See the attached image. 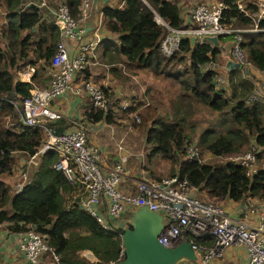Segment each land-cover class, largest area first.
Returning <instances> with one entry per match:
<instances>
[{"label": "trees", "instance_id": "trees-1", "mask_svg": "<svg viewBox=\"0 0 264 264\" xmlns=\"http://www.w3.org/2000/svg\"><path fill=\"white\" fill-rule=\"evenodd\" d=\"M27 1L34 0H0L4 11L0 17V175L10 174L13 154L21 153L27 158L43 139L40 129L19 123L17 111L9 102L17 95L20 98L29 95L31 82L39 72L48 69L58 40L57 27L42 20L38 8L30 2L26 4ZM79 2L65 0L72 17L78 13ZM222 2L225 7L220 22L223 25L247 28L252 24L248 16L237 10L234 0ZM253 7L250 6L252 11ZM184 9L186 13L182 12ZM184 9L174 0H119L116 6H102L103 27L116 35L117 45L105 44L101 60L112 65L111 72L116 71L115 64L122 63L136 70H147L151 75L162 74L176 82L179 93L169 105L171 119L168 116L152 118L144 132V142L150 148L148 156L158 155L169 162V175L184 178L190 186L204 189L209 197L233 201L244 197L264 199V167L247 175L245 166L239 163L209 164L181 158L185 142L192 139L196 140L197 148L212 156L240 154L250 144L257 147L256 159L264 156V100L253 94L250 66L245 67L248 74L242 69H227L226 80L216 86L215 69L208 70L205 66L216 62L221 53L219 47L208 43L190 46L184 37L176 52L170 56L160 53L159 44L166 31L155 22L154 16L165 20L170 27L183 28L186 6ZM259 25L264 23L259 22ZM240 47L247 61L264 79V32L240 33ZM38 61L40 66L34 68ZM171 63L180 67L172 70ZM25 66L33 67L30 82L15 80L14 72ZM82 76L88 78L87 73ZM99 87L105 97L112 95L108 88ZM193 104L209 112L205 125L197 122L198 112ZM140 105V102L130 103L122 112L131 114ZM5 116L11 118L13 130L3 125ZM81 117L92 123L101 119L106 123L114 121L110 109L104 114L89 102ZM49 126L54 133H60L66 130L67 124L58 118ZM54 159L53 151L37 159L27 172L29 183L17 193L14 186L11 191L6 182L0 180V226L14 233L32 228L45 234L46 243L60 264H110L118 260L120 238L100 226L79 205H65L72 187L60 170L50 166ZM186 237L194 243H211L207 235ZM85 250L94 261L81 255ZM50 260L48 258L47 262Z\"/></svg>", "mask_w": 264, "mask_h": 264}, {"label": "built area", "instance_id": "built-area-1", "mask_svg": "<svg viewBox=\"0 0 264 264\" xmlns=\"http://www.w3.org/2000/svg\"><path fill=\"white\" fill-rule=\"evenodd\" d=\"M28 2L30 1L26 4ZM30 3L38 8L42 19L57 27L58 40L49 59L46 84L42 87L32 86L29 95L24 98L17 95L15 99L9 100L17 111L19 123L40 129L43 136L41 143L25 159V166L30 168L45 152L53 151L55 159L50 166L60 170L72 187L65 199V205H79L100 226L112 231L119 238L118 228H123L124 224L118 223H125V216L136 206L145 205L149 210L159 213L163 228L158 235V242L165 247H174L181 240H187L194 250V260H183L178 264H209L211 259L220 257L233 244L245 247L247 264H264V214L252 225L244 219L233 220L220 204L201 200L196 194V188L176 174L152 179L140 170L138 177L132 176L130 160L134 157L140 161V155L133 154L121 143L114 144V150L109 153L93 145L88 140L87 121L82 117L73 123L71 130L53 132L49 124L61 115L50 101L64 92L77 95L85 93L88 102L104 114L112 106V101L104 96L100 85L89 79V71L87 79L82 76L87 65L96 64L95 47L99 41L96 33L89 42H82L81 37L82 23L90 18L91 0H80L75 17L69 14L65 0H34ZM234 4L239 12L251 19L252 24L249 27L230 28L223 25L220 22L221 12L225 7L222 0H203L186 6L187 14L184 16L188 19L184 20L183 28L170 27L165 20L155 15V22L166 31L159 44L160 53L170 56L178 50L179 41L184 37L192 36L194 43H208L213 46L204 39L205 36H216L218 45L220 40L230 36V40L225 42L228 44L221 46L226 58L238 62L241 69L251 67L240 47V33L264 32V25H259V22L264 23V0H234ZM250 6L255 9L252 11ZM97 26L100 27V24ZM97 26L94 32H97ZM27 68L33 71L31 66ZM205 68L215 69L213 82L216 86L226 80L223 73L217 71L216 64L209 62ZM222 68L226 71L228 69L224 64ZM127 107L122 104L117 108L125 111ZM134 118L137 122L136 115ZM94 123L102 127L105 121L101 119ZM256 152L257 147L250 144L244 152L230 155V161L244 165L246 174L251 175L255 171L253 164ZM181 158L201 161L196 140L185 142ZM20 177L21 180L14 184V193L29 183L27 170L22 171ZM186 235H207L211 243H194ZM16 244L23 258L30 263L39 264L42 260L44 264H60L58 257L47 245L45 234L32 228L17 232ZM121 256L120 241L117 259ZM48 258L51 260L47 262Z\"/></svg>", "mask_w": 264, "mask_h": 264}, {"label": "rangeland", "instance_id": "rangeland-1", "mask_svg": "<svg viewBox=\"0 0 264 264\" xmlns=\"http://www.w3.org/2000/svg\"><path fill=\"white\" fill-rule=\"evenodd\" d=\"M177 1L178 5L184 9L185 6L192 4L194 2L203 1V0H174ZM205 1V0H204ZM207 1V0H206ZM218 1V0H214ZM185 10V9H184ZM183 10V11H184ZM4 14L3 8L0 7V17ZM2 18L0 19V22ZM230 40V36L226 37L224 40H220L219 49L221 50L220 55L216 57V62L214 64L217 65V71L221 72V68L224 63V58L226 57L225 52L221 49L225 47L227 44L225 42ZM226 44V45H225ZM224 45V46H223ZM99 57L96 56V64L90 63L85 68V75L89 71V79L97 84L93 78L92 71L96 70V73H100L104 75V77L109 74L111 84V88L114 90L111 91L109 99L112 101V106L109 109L113 115V123H104L105 126L103 130H98V127H92L94 130L99 132L96 136L98 140H89L93 145L103 148L104 151L109 153V151L114 150L116 143H121L123 146L128 148L133 154L140 155V161H136L134 157H132L130 166H134L136 170L143 171L149 178L159 179L161 177H165L169 175L170 164L166 160H163L158 157V155H150L149 153V145L144 142V132L145 128H147L150 124L152 118L160 117V116H168V119H171L170 108L169 105L173 101V96L179 93L178 86L176 82L170 78H166L162 74L151 75L148 73L149 71L136 70L134 67H130L124 65L122 63L115 64V72H110L108 67L99 64ZM186 63V62H185ZM41 62L38 61L36 64L40 66ZM179 68L180 65H174L171 63L170 67ZM98 67L102 69L99 70ZM35 68V66H34ZM24 69V67H23ZM23 69H20L19 72H22ZM48 70V69H47ZM225 76V74L223 73ZM48 79L47 71L44 73H38V77L34 79L31 83L35 86L45 85ZM257 86L259 85L257 81ZM105 87L104 85H100ZM116 91V92H115ZM264 100V98H263ZM140 102V107L137 110L133 111L134 113L126 114L116 108L125 104L127 106L130 103ZM147 103V104H145ZM114 104V106H113ZM193 108L197 110L196 120L200 126L205 125V120L209 116L207 110L203 108L197 107V105L193 104ZM84 110V109H83ZM78 115V113L76 114ZM75 115V116H76ZM134 115L137 116L138 121H135ZM170 115V116H169ZM3 125L12 128L11 118L5 116L3 118ZM106 128V131H104ZM101 131V132H100ZM105 135V136H104ZM109 138L110 140H105ZM100 139V140H99ZM199 158L201 162L209 163V164H219L221 162L230 161V155L223 156H212L205 150H200L197 148ZM239 154V153H236ZM13 165L10 174H1L0 180H4L6 184L12 191V187L14 184L21 180L20 173L24 170L30 171L24 164L25 157L23 154H13ZM254 169H258L259 167H264V156L261 159H255V163L253 164ZM132 179H135L134 177ZM198 197L207 202L218 203L216 198L214 197H204L198 194ZM122 221L118 223V225H123ZM81 255L84 257H90V253L85 250L81 252ZM47 259V258H46ZM46 264V263H45Z\"/></svg>", "mask_w": 264, "mask_h": 264}, {"label": "crops", "instance_id": "crops-1", "mask_svg": "<svg viewBox=\"0 0 264 264\" xmlns=\"http://www.w3.org/2000/svg\"><path fill=\"white\" fill-rule=\"evenodd\" d=\"M118 1L119 0H91L90 18L86 19L82 23L83 25V34L81 36L82 42H89L96 33L99 41L95 47V50L97 52V56L99 57L98 58L99 64L108 67V69H110L112 65L104 63V61L101 60L103 56L104 45L105 44L117 45V40H116V35L114 33H110L106 31L105 28L103 27V23L102 21H100L102 20L100 9L104 5L116 6ZM184 11L182 12L184 13ZM182 16L184 20L188 19L187 17L184 16V14ZM98 24H100V27L97 26ZM96 26L98 27V29L97 32H94ZM224 62H225V58H224ZM249 68H250L249 76L251 75L250 78L254 80L253 94L255 96H260L264 98V90H262L259 87V85L257 86L256 84L257 81L258 83L259 81L264 82V79L262 78V73L259 70L254 69L252 66ZM98 69L101 70L102 68L98 67ZM46 71L48 74V70L46 68L41 73H44ZM220 71L224 74L226 72V70H224L223 68H221ZM32 74L33 71H30L29 68L25 66L22 72L15 71L13 77L15 80L30 82V78ZM92 75L94 80L100 83V85H104L106 88H108L109 91L113 90L111 88V84L109 83L110 80H108L110 79L109 74H107L104 77V75H101L100 73H96V70L94 69V71H92ZM42 86L43 85L37 87H42ZM50 103L60 113L61 116L59 118L64 119L65 123L67 124V126L65 127L66 128L65 131H67L73 128L74 122H77V120L81 119V114L83 109L86 107V104L88 103V98L85 93L77 95L67 91L64 92L62 95L53 98L50 101ZM77 113L78 115H76ZM95 124L96 123L92 124L91 122L88 121L86 122V125L88 126V140H98L96 139V136L99 132H97V130H94L92 128V127H98ZM105 126H109V125H105ZM105 126L102 125V127H98L99 128L98 130H103ZM104 131H106V128ZM105 140H110V139L106 138ZM101 149L103 150V148ZM131 168H132V173H131L132 176L138 177L140 170H136L134 166H132ZM197 193L200 194L201 196L208 197L204 189H196V194ZM216 201L226 210V212L228 213L231 219L233 220L244 219L245 221H247L248 224L251 225L256 223L257 219H259V216L261 214H264V199H254V198L252 199L250 197H244L240 201H233L225 197H217ZM86 258L89 261L95 260V258L92 255ZM0 264H34L26 261L23 258V255L18 251L16 244V233L7 231L3 225L0 226ZM39 264H44V262L41 260ZM209 264H247L246 249L244 246L241 245H234V244L230 245L223 251L220 257L211 259Z\"/></svg>", "mask_w": 264, "mask_h": 264}, {"label": "water", "instance_id": "water-1", "mask_svg": "<svg viewBox=\"0 0 264 264\" xmlns=\"http://www.w3.org/2000/svg\"><path fill=\"white\" fill-rule=\"evenodd\" d=\"M187 39L192 46L194 38L189 36ZM204 39L218 46L216 36H205ZM225 67L241 69L238 62L229 58L225 60ZM242 70L248 74V68ZM259 87L264 90V82L259 81ZM125 219L124 227L118 228L122 256L110 264H178L183 260L195 259L192 245L187 240H181L174 247H165L158 242L163 228L162 217L147 206H136Z\"/></svg>", "mask_w": 264, "mask_h": 264}, {"label": "clouds", "instance_id": "clouds-1", "mask_svg": "<svg viewBox=\"0 0 264 264\" xmlns=\"http://www.w3.org/2000/svg\"><path fill=\"white\" fill-rule=\"evenodd\" d=\"M218 47V46H217ZM225 60H226V57H225ZM224 65H225V62H224Z\"/></svg>", "mask_w": 264, "mask_h": 264}]
</instances>
